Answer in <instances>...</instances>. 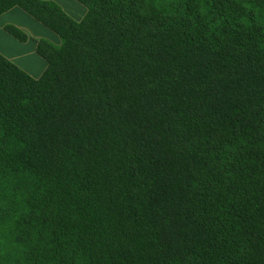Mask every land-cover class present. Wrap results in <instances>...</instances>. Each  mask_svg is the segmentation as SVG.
<instances>
[{
  "label": "trees",
  "instance_id": "trees-1",
  "mask_svg": "<svg viewBox=\"0 0 264 264\" xmlns=\"http://www.w3.org/2000/svg\"><path fill=\"white\" fill-rule=\"evenodd\" d=\"M77 1L0 0V264H264V0Z\"/></svg>",
  "mask_w": 264,
  "mask_h": 264
},
{
  "label": "crops",
  "instance_id": "crops-1",
  "mask_svg": "<svg viewBox=\"0 0 264 264\" xmlns=\"http://www.w3.org/2000/svg\"><path fill=\"white\" fill-rule=\"evenodd\" d=\"M52 1L56 2L59 6H62L64 3L71 5L74 10H77L76 14L84 16L86 13V7L77 0ZM61 8L70 15L66 9ZM8 25H13L23 31L26 34V39L22 41L10 34L6 30V26ZM56 35L55 32L20 7L14 6L0 13V53L32 77L41 75L46 67V61L36 51L37 43L39 40L45 38L58 40V35Z\"/></svg>",
  "mask_w": 264,
  "mask_h": 264
},
{
  "label": "rangeland",
  "instance_id": "rangeland-1",
  "mask_svg": "<svg viewBox=\"0 0 264 264\" xmlns=\"http://www.w3.org/2000/svg\"><path fill=\"white\" fill-rule=\"evenodd\" d=\"M82 5V4H81ZM60 7H63L64 9H66V11H68V13L70 14L69 16H71L72 18H74V19H80L81 17H83V15L82 14H76V11L77 10H74L73 9V7L71 6V5H68V4H62V6H60ZM82 7H83V5H82ZM79 12V11H78ZM57 36V35H56ZM57 38H58V40H55V39H52V38H45L46 39V41H48V42H50V43H52L53 45H55V46H58V45H60V43H61V39L57 36ZM45 39H43V40H45ZM49 39V40H48Z\"/></svg>",
  "mask_w": 264,
  "mask_h": 264
}]
</instances>
